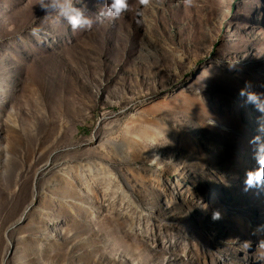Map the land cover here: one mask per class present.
I'll return each instance as SVG.
<instances>
[{"label": "rangeland", "instance_id": "374dc122", "mask_svg": "<svg viewBox=\"0 0 264 264\" xmlns=\"http://www.w3.org/2000/svg\"><path fill=\"white\" fill-rule=\"evenodd\" d=\"M38 5L0 0V264H264V0Z\"/></svg>", "mask_w": 264, "mask_h": 264}, {"label": "clouds", "instance_id": "9594fccd", "mask_svg": "<svg viewBox=\"0 0 264 264\" xmlns=\"http://www.w3.org/2000/svg\"><path fill=\"white\" fill-rule=\"evenodd\" d=\"M153 0H139V3L144 7L152 5ZM185 5L189 8L196 6V0H184ZM39 8L45 13L46 17H51L53 14H58L70 26L73 31L90 30L94 24L103 21H116L124 16L130 8V0H107L103 4L95 19L88 14L86 7H77L73 0H39ZM252 84L245 82V86L240 90L239 95L245 98V103L253 105L257 111L264 113V99L262 94L252 91ZM213 121L209 120V124ZM258 132L264 133V125L258 127ZM250 144L255 145L254 159L258 164L255 170L247 171L244 180V190L249 189H264V142L261 136H254ZM203 204L202 202H200ZM203 208L207 205L203 204ZM221 213L219 210H213L211 213L212 221L220 220Z\"/></svg>", "mask_w": 264, "mask_h": 264}]
</instances>
